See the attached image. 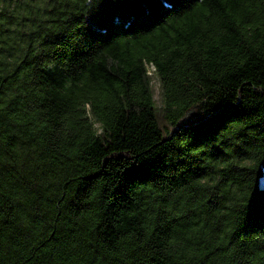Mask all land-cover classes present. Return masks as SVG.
Instances as JSON below:
<instances>
[{
    "label": "trees",
    "instance_id": "16d2710c",
    "mask_svg": "<svg viewBox=\"0 0 264 264\" xmlns=\"http://www.w3.org/2000/svg\"><path fill=\"white\" fill-rule=\"evenodd\" d=\"M262 164L264 0H0V264H264Z\"/></svg>",
    "mask_w": 264,
    "mask_h": 264
},
{
    "label": "water",
    "instance_id": "95a60500",
    "mask_svg": "<svg viewBox=\"0 0 264 264\" xmlns=\"http://www.w3.org/2000/svg\"><path fill=\"white\" fill-rule=\"evenodd\" d=\"M257 186L259 191H264V165L258 167Z\"/></svg>",
    "mask_w": 264,
    "mask_h": 264
},
{
    "label": "snow or ice",
    "instance_id": "6c2138e0",
    "mask_svg": "<svg viewBox=\"0 0 264 264\" xmlns=\"http://www.w3.org/2000/svg\"><path fill=\"white\" fill-rule=\"evenodd\" d=\"M260 196H261L262 198H264V193H261Z\"/></svg>",
    "mask_w": 264,
    "mask_h": 264
},
{
    "label": "rangeland",
    "instance_id": "374dc122",
    "mask_svg": "<svg viewBox=\"0 0 264 264\" xmlns=\"http://www.w3.org/2000/svg\"><path fill=\"white\" fill-rule=\"evenodd\" d=\"M156 98V97H155Z\"/></svg>",
    "mask_w": 264,
    "mask_h": 264
}]
</instances>
